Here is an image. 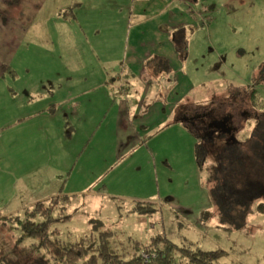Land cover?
I'll list each match as a JSON object with an SVG mask.
<instances>
[{
  "label": "rangeland",
  "instance_id": "374dc122",
  "mask_svg": "<svg viewBox=\"0 0 264 264\" xmlns=\"http://www.w3.org/2000/svg\"><path fill=\"white\" fill-rule=\"evenodd\" d=\"M204 1L213 13L206 14L205 21L194 23L196 30L188 35V56L179 72L188 76L193 90L177 99L175 109L195 112L217 105L228 108L234 96L240 102L239 91L244 88L249 92L255 88L257 97L264 101V0ZM90 3L91 0H0V155L7 152L9 140L20 133L24 136L31 130L34 134L26 138L42 142L40 135L45 137L44 131L26 128L17 113L23 95L46 99L48 105H57L52 131L61 128L63 150H72L70 167L84 160L82 150L75 151L74 145L67 142L71 135V143H75L79 132L84 135L90 131L93 143L97 138L92 140V131L96 135L105 130L109 145L105 146L109 154L104 156L101 146L90 148L93 155L89 167L94 169L84 180L90 186L85 194L73 197L68 211L72 213L77 207V212L69 220L55 224L60 238L74 241L83 237L91 233V221L100 220L103 230L114 232L113 244L128 256L136 242L148 244L153 236L164 234L183 247L224 251L217 260L219 264H264V211L258 209L264 197L245 205L233 188L232 178L212 173L216 162L208 153L210 147L206 153L207 149L196 143L183 121L176 119V111L171 116L162 111L153 113L162 101V88L170 86L177 75H159L149 84L143 83L154 85L149 98L140 93L138 100L135 95L125 100L117 88H110L111 102L105 96L100 102L98 97L103 94L93 88L96 82H91L90 72L97 66L96 81L105 72L88 38L96 36L93 27L104 19L91 18L93 13L78 8ZM97 37L106 38L111 67L123 43L131 38L128 32L114 30V25ZM78 101L84 104L83 111L77 107ZM112 104L124 109L120 121H126L125 127H115L119 111L112 109ZM239 106L259 112L251 103ZM78 112L84 116L75 129L72 121ZM251 122H240V127L244 129L247 123L246 129ZM116 137L123 143H118ZM238 137L248 136L240 132ZM47 152L50 162L52 153ZM49 179L60 180L64 189L61 193L79 188L77 182L82 181L70 173ZM0 192L4 193L0 194V215L29 208L27 204L20 206L23 202L19 196H13L12 201L13 191L1 188ZM138 202L151 203L154 211L131 212ZM21 234L20 229H11L0 220V264H22L45 253L34 239H21ZM143 249L144 246L138 252Z\"/></svg>",
  "mask_w": 264,
  "mask_h": 264
},
{
  "label": "crops",
  "instance_id": "0c3cea01",
  "mask_svg": "<svg viewBox=\"0 0 264 264\" xmlns=\"http://www.w3.org/2000/svg\"><path fill=\"white\" fill-rule=\"evenodd\" d=\"M79 2L81 0H77V3ZM78 8L93 13L94 16L91 18L101 17L102 19L103 17L104 19L103 22L93 27L96 29L94 31L96 36L88 38L90 39V46L93 48V54L98 52L99 64L105 72L104 75H100L99 81H96L94 74L97 66H94L90 72L91 82H96L93 88L99 91L98 94H103L98 97L100 102L104 96L109 103L111 102L113 97L110 88L119 90L122 79L126 85V91L121 92L123 99L130 100V97L135 95L138 100L140 93L143 94V97L149 98L150 94L153 93L154 85L151 83V85L144 86V84H149L155 76H168L172 73L177 75L178 79H174L170 86L162 88L161 92L164 94L161 95L162 101L153 108V113L158 114L162 111L166 115H174L177 109H175L177 99L193 90L188 82V76L183 72L179 73L182 71L183 60H186L188 55L183 56L178 52L174 43L175 32L184 31L188 53V35H192L193 31L196 30L194 23L205 21L206 14H212L213 9L205 7L204 0H91L86 8L82 9L79 6ZM198 13H204V19ZM111 25H114V30L119 28L121 34L128 32L131 37L127 38L126 44L123 43L120 49L121 53L116 61L111 63L113 67L108 64L110 56L107 55L109 48L105 45L106 38L97 37L100 33L105 34ZM83 39L86 42L84 37ZM96 46H98V51ZM102 50L104 53L101 52ZM153 59H157L159 64L156 61L154 63ZM114 66L118 68H114ZM159 69L161 71H158ZM122 70H124V74L119 76ZM84 94L86 92L82 95ZM20 102L22 103L17 113L20 124L26 125V128H33L35 131L39 128L40 131H44L46 136L40 135L42 138L40 143L36 140H29L26 136L34 134L30 130L23 133L24 136H19L22 134L20 133L9 140L7 152L0 155V189L6 188L8 193L13 191L10 196L12 201H14L13 196H19L23 202L20 206L27 204L28 207L58 194L72 197L78 196L76 194H85L90 182L84 183V180L89 178L91 175L89 172L94 169V166L89 167V160L93 155L90 148L101 146L105 152L102 156L108 155V150L106 152L105 149V146H109L106 139L107 132L101 130L95 135L93 130L92 140L94 138H97L94 142L98 140L94 145V142L91 143L89 140L90 131L84 135L79 132L75 143H71L73 138L71 135L67 142L70 146L74 145L75 151L82 150L84 160H79L76 165L70 167L68 161H71L72 150L64 152L65 144H63L64 136L61 128L52 131L57 105L53 103L48 105L46 99L34 100L31 94L23 95V100ZM142 105L143 102L139 106L142 107ZM77 107L81 108V111L84 110V104L81 101H78ZM111 108L119 111V116L114 119L119 120L115 127L119 129L122 126L125 127L126 121L123 123L120 121L124 109L115 104L114 106L112 104ZM167 109L168 113L166 112ZM83 116L84 114L81 115V112H78L72 121L75 124V129H77L78 120ZM84 140L89 141L82 146L81 143ZM117 142L123 143L119 137ZM48 150H51L52 153L50 162H47ZM66 173H70L74 179H82V181L77 182L79 188H71L66 193H61V190L64 189L60 180L51 181L49 177L54 176L56 178ZM0 194L4 193L0 192Z\"/></svg>",
  "mask_w": 264,
  "mask_h": 264
},
{
  "label": "trees",
  "instance_id": "16d2710c",
  "mask_svg": "<svg viewBox=\"0 0 264 264\" xmlns=\"http://www.w3.org/2000/svg\"><path fill=\"white\" fill-rule=\"evenodd\" d=\"M198 15L204 19L200 13ZM174 43L178 52L185 56L187 41L183 30L175 32ZM153 61L156 63L157 59ZM120 84V93L126 91L123 79ZM248 89L239 91V94H242L240 104L251 103L253 107L259 108V112L256 111L254 133L246 137V141L240 145L216 143V145L203 146L207 149L206 153L210 147L208 153L216 162L212 173H221L225 177L232 178L233 188L238 191L245 205L256 198L264 197V101L257 97L255 88L250 92ZM237 98L239 100V97L234 96L228 106L232 105L230 103H235ZM179 111L180 108L176 109V114ZM73 202L72 196L58 194L47 200L38 201L17 213L0 215V220L7 223L9 228L21 230V239L32 238L39 248L45 250L42 255L23 261L22 264H219L217 260L224 253L222 250L183 247L164 234H159L153 236L148 244L142 245L136 242L133 246L134 251L128 256L127 252L121 253L113 244L114 232L103 230V223L100 220L91 221V233L74 241H65L59 236V228L54 226L57 222L69 220L77 212V207L72 213L68 211ZM258 209L264 211V202L258 205ZM153 211V206L149 202H138L136 207L131 209V212L140 214ZM142 246L148 251L156 252L157 257L148 263L144 262L138 254Z\"/></svg>",
  "mask_w": 264,
  "mask_h": 264
},
{
  "label": "flooded vegetation",
  "instance_id": "af4514ba",
  "mask_svg": "<svg viewBox=\"0 0 264 264\" xmlns=\"http://www.w3.org/2000/svg\"><path fill=\"white\" fill-rule=\"evenodd\" d=\"M230 103L228 108L222 105L213 106L211 108H200L195 112L179 111L175 117L177 120H182L184 126L192 133L197 144L201 146L216 145H240L246 138H239V133L243 132V136L248 137L254 133L256 128V113L250 110H244L240 102ZM222 106V107H221ZM226 120L223 127H218V124ZM251 120L252 122L245 129L247 123L240 122ZM230 130V131H228ZM218 151V150H217Z\"/></svg>",
  "mask_w": 264,
  "mask_h": 264
},
{
  "label": "built area",
  "instance_id": "2783aa9c",
  "mask_svg": "<svg viewBox=\"0 0 264 264\" xmlns=\"http://www.w3.org/2000/svg\"><path fill=\"white\" fill-rule=\"evenodd\" d=\"M139 256L141 257V259L148 263L150 261H152L153 259H155L157 257V253L156 252H151V251H148L147 249H143V250H140L138 252Z\"/></svg>",
  "mask_w": 264,
  "mask_h": 264
},
{
  "label": "water",
  "instance_id": "95a60500",
  "mask_svg": "<svg viewBox=\"0 0 264 264\" xmlns=\"http://www.w3.org/2000/svg\"><path fill=\"white\" fill-rule=\"evenodd\" d=\"M226 122V120H223V121H221L219 124H218V127L220 128V127H223L224 125V123ZM228 131H230V130H228Z\"/></svg>",
  "mask_w": 264,
  "mask_h": 264
}]
</instances>
